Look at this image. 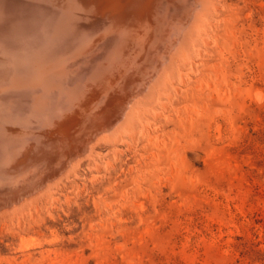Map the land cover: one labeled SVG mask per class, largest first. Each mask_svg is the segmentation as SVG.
Here are the masks:
<instances>
[{"label":"rangeland","instance_id":"obj_1","mask_svg":"<svg viewBox=\"0 0 264 264\" xmlns=\"http://www.w3.org/2000/svg\"><path fill=\"white\" fill-rule=\"evenodd\" d=\"M217 2L197 69L97 147L70 204L44 207L58 239L18 250L0 230V264H264V0Z\"/></svg>","mask_w":264,"mask_h":264},{"label":"bare ground","instance_id":"obj_2","mask_svg":"<svg viewBox=\"0 0 264 264\" xmlns=\"http://www.w3.org/2000/svg\"><path fill=\"white\" fill-rule=\"evenodd\" d=\"M217 1L228 0H0V230L21 235L18 250L58 239L44 207L55 216L70 204L72 177L97 147L196 68Z\"/></svg>","mask_w":264,"mask_h":264}]
</instances>
